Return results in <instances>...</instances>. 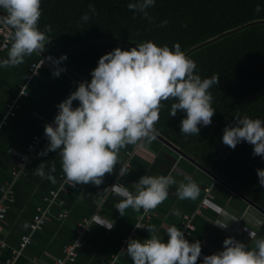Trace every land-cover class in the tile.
<instances>
[{
  "label": "clouds",
  "instance_id": "obj_1",
  "mask_svg": "<svg viewBox=\"0 0 264 264\" xmlns=\"http://www.w3.org/2000/svg\"><path fill=\"white\" fill-rule=\"evenodd\" d=\"M155 0H135L128 8L147 16V9ZM92 13L96 12L89 5ZM0 24L10 30V47L7 58L0 60V67H15L22 64L26 56L42 53L51 40L47 33L51 26L41 31L38 27L42 15L41 0H0ZM257 6V11H259ZM85 14L81 19L89 20ZM163 23H167L164 21ZM67 59L48 57L57 67L54 76H59L63 68L58 65ZM196 62L189 58L176 43L173 48L158 46L152 41L142 42L130 49L116 47L103 54L97 66L91 71V80L81 81L70 95L58 105V113L52 123L45 124L44 133L48 144L39 156L56 152L61 159V168L66 180L75 187L78 184H93L99 187L106 174H113L120 165L117 180L129 173V168L121 162L120 152L129 145L152 143L157 138L155 125L160 119L164 102L173 100L170 116L178 112L186 113L180 122V131L186 136L198 135L200 126H209L216 109L212 106L210 89L219 85L220 76L201 78L196 73ZM78 101V106H73ZM233 124L225 126L222 142L235 149L241 142L253 146V155L264 157V120L248 116L235 117ZM46 169L48 171L46 172ZM55 164L50 167L42 161L35 168V175L52 183L56 178ZM259 183L264 186V169H257ZM180 182L175 196L180 200H196L200 196L199 185L190 177ZM177 181L168 175H143L132 188L123 183H115L103 189L120 198L114 205L121 216L131 208L145 213L155 210L169 197V190ZM173 215L179 216L178 210ZM236 221L235 217H229ZM98 224L111 230L114 223L97 219ZM215 225L226 229L229 223ZM141 228L139 226H136ZM149 238L141 241L130 238L127 247L120 253L126 255L132 264H198L202 254L199 240L190 242L177 226L166 229L167 242L155 233V225L146 227ZM252 246L234 237L223 241V249L203 256L199 264H264V237L256 238L249 233Z\"/></svg>",
  "mask_w": 264,
  "mask_h": 264
},
{
  "label": "crops",
  "instance_id": "obj_2",
  "mask_svg": "<svg viewBox=\"0 0 264 264\" xmlns=\"http://www.w3.org/2000/svg\"><path fill=\"white\" fill-rule=\"evenodd\" d=\"M10 43L11 41L8 47ZM45 52L48 53L46 50ZM5 58L7 50L0 53V60ZM43 58L45 59L43 54L33 53L26 56L24 62L18 66L0 67V120L4 115L5 105L18 95L28 80L27 96L19 100L15 117L10 119L7 125L0 127V187L11 183V169L15 166L20 153L25 151L30 137L44 130V123L54 119L58 113L57 105L78 86L79 82L66 71H62L58 77L54 76L56 66L47 59L39 73L30 76V65ZM78 104V101H73L74 107ZM47 144L48 142H43L37 146L35 159L25 167L13 184L14 203L0 232V244L6 245L0 252V264H5L6 260L15 257L20 237L28 233L35 209L42 205L43 198L48 192L58 190L60 187L59 173L62 168L59 155L56 152H48L46 156L38 155ZM120 157L121 162L129 168L128 175L120 177L118 181L120 165L117 164L114 173L106 174L104 182L99 187L89 183L69 188L67 194L60 196L63 205L61 207L55 205L51 209L48 221L40 230L30 235L29 243L15 257L14 264L51 263L61 253L63 244L74 238L76 226L84 218L92 221V230L87 244L73 264H132L131 259L122 255L120 250L127 247L128 240L124 242V239L132 235L142 209L135 212L129 208L126 215L121 216L114 207L120 198L110 192L105 193L103 189L115 183H123L135 193L132 185L143 175L159 176L171 173L177 183L170 188L168 199L152 211L150 221L131 238L141 241L149 238L150 233L146 227L155 225L157 229L155 234L167 242L166 229L170 226L179 227L180 220L185 214L193 215L195 223L194 232L186 239L190 242L199 240L202 245L199 261H202L205 255L221 251L224 239L229 236L245 242L250 247L252 241L249 233H255L257 239L264 237L263 215L158 138L150 144L144 142L129 145L121 150ZM42 161L49 167L55 164V172L52 173L56 178L55 183L35 175V168ZM185 177H190L200 187V196L194 201L180 200L174 194L180 182H187ZM210 195L212 196L210 207L200 211L201 202ZM174 209L179 211V216L173 215ZM59 212H65L66 215L59 216ZM225 212L229 217H235L236 221L229 222L228 217L223 215ZM97 219L114 223V227L109 230L93 224ZM218 221L229 225L222 229L215 225Z\"/></svg>",
  "mask_w": 264,
  "mask_h": 264
},
{
  "label": "trees",
  "instance_id": "obj_3",
  "mask_svg": "<svg viewBox=\"0 0 264 264\" xmlns=\"http://www.w3.org/2000/svg\"><path fill=\"white\" fill-rule=\"evenodd\" d=\"M130 2L135 0H41L38 27L51 26L45 50L54 58L66 54L61 63L90 82L99 58L116 47L179 43L201 78L220 76L210 89L216 112L209 126H200L199 136H186L180 131L186 113L170 116L174 101H165L157 132L264 209L257 175L264 157L254 156L247 142L235 149L222 142L235 117L264 120V0H155L147 16L129 9ZM85 14L87 22L81 19Z\"/></svg>",
  "mask_w": 264,
  "mask_h": 264
},
{
  "label": "built area",
  "instance_id": "obj_4",
  "mask_svg": "<svg viewBox=\"0 0 264 264\" xmlns=\"http://www.w3.org/2000/svg\"><path fill=\"white\" fill-rule=\"evenodd\" d=\"M9 36H10V30L4 25L0 24V53L6 50L7 47L9 46V42H10ZM44 64H45L44 58L39 62H33L29 68L30 76L37 75L40 71V68ZM26 83H28V80ZM26 83L20 89L18 95L15 98L11 99L10 102L5 105V112L2 119L0 120V127L7 125L8 121H10V119L15 117V110L18 107L19 100L27 96ZM53 120L54 119H51L45 122L44 127L45 124L52 123ZM43 142H48L44 130L40 134H35L30 137L26 145L25 151L20 153V155L17 158L15 166L11 169L10 172L11 183L10 184L8 183L0 187V232L5 222L6 215L11 205L14 203L15 195L13 191V184L17 180L18 176L23 173L25 167L28 164H30L33 161V159H35L37 146ZM126 155H130V153H126ZM59 181H60V187L58 188V190L48 192V194L43 198V202H42L43 206L42 205L38 206L35 209V213H33L31 221L28 226V233L20 237V242L15 250V257H17V255L20 253L22 248L29 243L30 235L33 232L40 230V228L48 221L51 209L55 205H57L58 207H61L63 205V203L60 201V196L67 194V190L73 186L70 185V183L66 180L62 170L59 173ZM211 201H212L211 195L204 198L200 204L199 210L201 211L209 208ZM199 210H197V212H199ZM58 215L65 216L66 213L59 212ZM151 218H152V211L145 213L142 209V212L138 217V222L136 224V226H139L141 228L135 226L132 235L127 236L124 239V242L129 240L132 236H135L137 232L140 229H142L148 221H150ZM179 228L184 231L185 237L190 236L195 230L193 215L190 214L183 215L180 220ZM91 230H92V221H90V219L87 218L81 219L76 226L74 238L71 241L63 244V246L61 247V253L57 255L54 258V260L49 264H73L74 262H76L80 254V251L87 244L88 236L91 234ZM5 246L6 245L4 243L0 244V252L1 249H3ZM15 257L13 259L6 260L5 264H14Z\"/></svg>",
  "mask_w": 264,
  "mask_h": 264
},
{
  "label": "water",
  "instance_id": "obj_5",
  "mask_svg": "<svg viewBox=\"0 0 264 264\" xmlns=\"http://www.w3.org/2000/svg\"><path fill=\"white\" fill-rule=\"evenodd\" d=\"M1 12V11H0ZM41 54L44 55L45 60H48V57L50 56L48 53L43 51ZM49 61V60H48ZM52 63L51 61H49ZM53 64V63H52ZM54 65V64H53ZM57 67V65H55ZM59 67L63 68L64 71H66L67 74H69L72 78H74L77 82L86 81L83 77L79 76L75 72H73L71 69L67 68L64 64L60 63L58 65ZM157 138L162 141L166 146L172 148L174 151H176L180 156L186 158L189 162L200 168L202 171H204L206 174H208L210 177L213 178L214 181L219 183L222 187H225L232 193H234L237 197L241 198L243 201H245L250 207H252L254 210H256L258 213L264 216V209L260 207L259 205L255 204L251 200H249L247 197H245L243 194H241L239 191L236 190L232 185L227 183L226 181H223L222 178L217 176L212 170L207 168L205 165H203L201 162L196 160L194 157L186 153L184 150H182L179 146L174 145L172 141H170L165 136L161 135L159 132H157Z\"/></svg>",
  "mask_w": 264,
  "mask_h": 264
}]
</instances>
